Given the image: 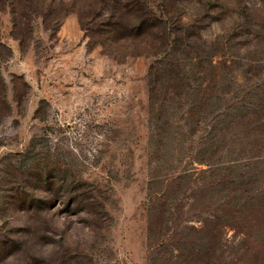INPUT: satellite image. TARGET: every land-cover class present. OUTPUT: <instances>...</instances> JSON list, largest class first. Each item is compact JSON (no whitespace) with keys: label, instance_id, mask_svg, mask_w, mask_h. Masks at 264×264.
I'll return each mask as SVG.
<instances>
[{"label":"rangeland","instance_id":"rangeland-1","mask_svg":"<svg viewBox=\"0 0 264 264\" xmlns=\"http://www.w3.org/2000/svg\"><path fill=\"white\" fill-rule=\"evenodd\" d=\"M164 1L231 34L232 93L206 112L157 103L154 58L91 50L74 11L15 26L0 2V264H264V141L215 121L264 104V0Z\"/></svg>","mask_w":264,"mask_h":264},{"label":"trees","instance_id":"trees-1","mask_svg":"<svg viewBox=\"0 0 264 264\" xmlns=\"http://www.w3.org/2000/svg\"><path fill=\"white\" fill-rule=\"evenodd\" d=\"M70 1L71 6L60 13L53 6L63 5L65 0H0L8 5L15 26L28 27L31 16L37 14L48 29H56L74 11L91 50L98 48L119 62L128 57H153L148 69V89L157 103L169 105L188 95L194 100L192 111L202 113L213 103L231 96L230 83L226 81L230 72L227 56L231 34L210 39L198 26L185 22V11L171 9L164 0L154 10L146 0ZM242 102L243 99L235 103L226 114H217L215 121L226 128L238 127L237 137L243 140L253 137L250 148H262L264 104L252 108ZM251 126L253 136L244 132L245 127Z\"/></svg>","mask_w":264,"mask_h":264}]
</instances>
